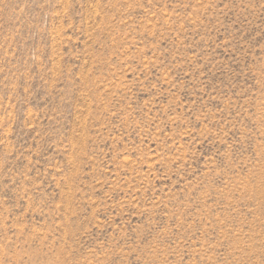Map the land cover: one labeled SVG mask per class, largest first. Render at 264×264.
I'll return each mask as SVG.
<instances>
[{"label": "rangeland", "instance_id": "374dc122", "mask_svg": "<svg viewBox=\"0 0 264 264\" xmlns=\"http://www.w3.org/2000/svg\"><path fill=\"white\" fill-rule=\"evenodd\" d=\"M0 264H264V0H0Z\"/></svg>", "mask_w": 264, "mask_h": 264}]
</instances>
